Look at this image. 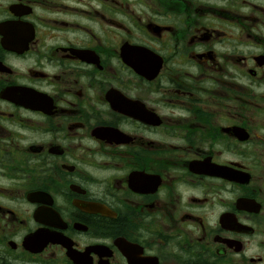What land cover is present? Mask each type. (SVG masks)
<instances>
[{"label":"flooded vegetation","instance_id":"obj_1","mask_svg":"<svg viewBox=\"0 0 264 264\" xmlns=\"http://www.w3.org/2000/svg\"><path fill=\"white\" fill-rule=\"evenodd\" d=\"M0 264H264V0H0Z\"/></svg>","mask_w":264,"mask_h":264}]
</instances>
